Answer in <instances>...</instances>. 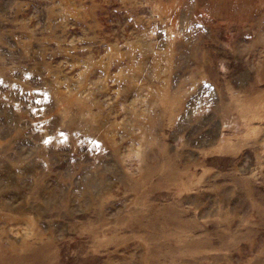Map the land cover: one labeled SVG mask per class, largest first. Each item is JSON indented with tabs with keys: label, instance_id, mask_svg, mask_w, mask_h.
I'll use <instances>...</instances> for the list:
<instances>
[{
	"label": "rangeland",
	"instance_id": "obj_1",
	"mask_svg": "<svg viewBox=\"0 0 264 264\" xmlns=\"http://www.w3.org/2000/svg\"><path fill=\"white\" fill-rule=\"evenodd\" d=\"M0 264H264V0H0Z\"/></svg>",
	"mask_w": 264,
	"mask_h": 264
}]
</instances>
